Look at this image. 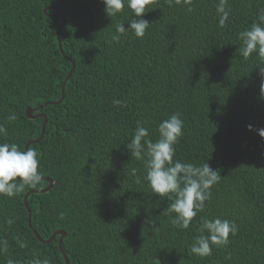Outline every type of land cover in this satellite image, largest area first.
I'll return each mask as SVG.
<instances>
[{
  "label": "trees",
  "instance_id": "16d2710c",
  "mask_svg": "<svg viewBox=\"0 0 264 264\" xmlns=\"http://www.w3.org/2000/svg\"><path fill=\"white\" fill-rule=\"evenodd\" d=\"M217 2L153 0L145 35L126 30L114 41L115 26H129L126 3L109 17L102 0H0V143L23 151L39 136L43 118H28L25 108L59 100L71 68L65 56L74 63L63 99L33 111L47 118L41 139L28 144L42 182L0 194V264H65L59 235L41 242L27 223L24 194L46 187L44 177L51 188L27 196L31 226L42 239L65 232L68 264H264V138L255 131L264 128V59L242 57L238 38L264 0H228L223 27ZM173 113L184 122L174 160L205 161L221 175L188 229L170 222L172 200L152 192L144 161L127 148L138 123L155 141ZM216 217L234 222L236 233L210 256L192 254L201 219Z\"/></svg>",
  "mask_w": 264,
  "mask_h": 264
},
{
  "label": "clouds",
  "instance_id": "9594fccd",
  "mask_svg": "<svg viewBox=\"0 0 264 264\" xmlns=\"http://www.w3.org/2000/svg\"><path fill=\"white\" fill-rule=\"evenodd\" d=\"M173 0H168L172 4ZM191 5L192 0H175V3ZM228 0H218L216 12L218 14V26L223 27L229 18V10L226 8ZM104 9L109 17L120 13L125 3L131 9L132 15L128 18L129 26L124 23L115 26L114 41H119L120 35L130 30L137 38H142L149 26V21L143 19V14L153 0H102ZM191 11V7L188 9ZM242 42L239 53L248 59L254 52L264 59V11L258 13L257 21L241 31L238 35ZM259 66L261 77L260 95L264 98V64ZM115 104H122L115 100ZM15 120L14 114L8 117ZM183 120L179 113L171 114L158 124L159 138L155 141L148 138L149 130L141 123L137 124L134 135L127 144L130 156L137 160H143L147 181L152 192L159 197H167L172 200L168 206L169 213H175L171 217V223L182 229H188L197 216L204 210L205 202L210 199L211 188L218 183L221 175L204 161L200 166L192 163H184L174 160L175 147L179 138L183 135ZM249 130H253L251 124ZM255 131L264 138V128ZM6 129L0 125V134ZM19 178V180H18ZM43 180L39 171V160L34 149L27 148L23 151L16 144L0 143V194L8 197L17 195L27 185L37 187ZM196 236L190 245L189 251L197 256L206 257L212 253V245H226L229 235L237 231L234 222L216 217L214 219L202 218ZM9 264H13L9 261ZM31 264H50L49 260L36 259Z\"/></svg>",
  "mask_w": 264,
  "mask_h": 264
},
{
  "label": "water",
  "instance_id": "95a60500",
  "mask_svg": "<svg viewBox=\"0 0 264 264\" xmlns=\"http://www.w3.org/2000/svg\"><path fill=\"white\" fill-rule=\"evenodd\" d=\"M61 5V2L57 5V6H53L52 8L53 9H56L57 7H59ZM47 8H49L48 6L44 8V12L47 14ZM61 19V22L57 28V31H56V38H57V44H58V48L60 50V52H62V47H61V41H60V38H59V29L60 27L62 26L63 22H64V19L62 17H60ZM65 56V55H64ZM70 62H71V68L69 70V72L67 73V75L64 77L63 81H62V86H61V96L59 98V100L57 101H48V102H45L43 105H46V104H56V103H59L62 99H63V96H64V84L66 82V80L68 79V77L70 76L71 74V71L74 67V63L73 61L65 56ZM43 105H39L37 107H34V108H30V107H26L25 108V114L28 118H37V117H42L43 120H42V123H41V130H40V134L39 136L34 139V140H29L26 144H25V149L28 148V144L32 143V142H37L39 139H41V137L43 136V133H44V130H45V124H46V121H47V118L46 116L43 114V113H36V114H33V111H36L37 109L41 108ZM44 179L48 182L47 186L44 187V188H41V189H30L28 191L25 192L24 194V197H23V202H24V205L28 211V227L31 228L33 234L36 236V238H38L39 241L41 242H44V243H47V242H50L56 235H59L58 237V248L63 256V259H64V262L65 264H68V260H67V257L65 255V253L63 252V249H62V246H61V243H62V240L65 236V232L63 230H56L54 231L47 239H42L38 233L32 228L31 226V222H30V212H29V207L27 205V196L30 194V193H41V192H45V191H48L51 186H52V180L48 177H44Z\"/></svg>",
  "mask_w": 264,
  "mask_h": 264
}]
</instances>
